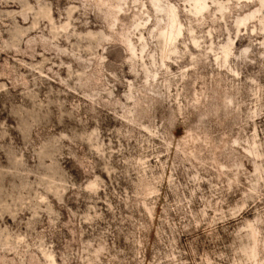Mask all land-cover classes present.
<instances>
[{
  "label": "clouds",
  "instance_id": "clouds-1",
  "mask_svg": "<svg viewBox=\"0 0 264 264\" xmlns=\"http://www.w3.org/2000/svg\"><path fill=\"white\" fill-rule=\"evenodd\" d=\"M0 264H264V0H0Z\"/></svg>",
  "mask_w": 264,
  "mask_h": 264
}]
</instances>
